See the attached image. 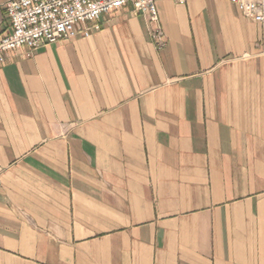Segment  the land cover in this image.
I'll list each match as a JSON object with an SVG mask.
<instances>
[{"label":"crops","instance_id":"1","mask_svg":"<svg viewBox=\"0 0 264 264\" xmlns=\"http://www.w3.org/2000/svg\"><path fill=\"white\" fill-rule=\"evenodd\" d=\"M156 7L6 55L0 264H264V25Z\"/></svg>","mask_w":264,"mask_h":264},{"label":"built area","instance_id":"2","mask_svg":"<svg viewBox=\"0 0 264 264\" xmlns=\"http://www.w3.org/2000/svg\"><path fill=\"white\" fill-rule=\"evenodd\" d=\"M157 1L181 5L188 0H9L6 13L9 29H0V66L10 52L39 47L60 40L90 37L101 30L103 15L131 7L133 14L149 17L155 25L152 39L158 50L166 46L163 29L158 23ZM255 23L264 25V0H229Z\"/></svg>","mask_w":264,"mask_h":264}]
</instances>
